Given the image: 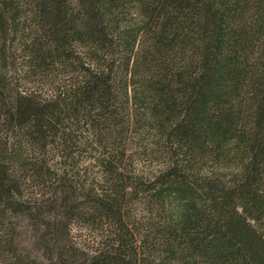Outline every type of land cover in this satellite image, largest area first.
<instances>
[{
    "label": "trees",
    "instance_id": "16d2710c",
    "mask_svg": "<svg viewBox=\"0 0 264 264\" xmlns=\"http://www.w3.org/2000/svg\"><path fill=\"white\" fill-rule=\"evenodd\" d=\"M0 264H264V0H0Z\"/></svg>",
    "mask_w": 264,
    "mask_h": 264
},
{
    "label": "rangeland",
    "instance_id": "374dc122",
    "mask_svg": "<svg viewBox=\"0 0 264 264\" xmlns=\"http://www.w3.org/2000/svg\"><path fill=\"white\" fill-rule=\"evenodd\" d=\"M25 221L24 220H21L20 223H24ZM18 231H20V238L24 239V232H23V227H20L18 229ZM21 239V240H22Z\"/></svg>",
    "mask_w": 264,
    "mask_h": 264
}]
</instances>
